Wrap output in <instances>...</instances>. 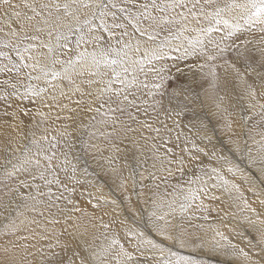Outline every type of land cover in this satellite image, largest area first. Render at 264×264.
I'll use <instances>...</instances> for the list:
<instances>
[{"label": "snow or ice", "instance_id": "1", "mask_svg": "<svg viewBox=\"0 0 264 264\" xmlns=\"http://www.w3.org/2000/svg\"><path fill=\"white\" fill-rule=\"evenodd\" d=\"M244 33H259L258 43L264 45V0H0V61H3L0 63V73L10 76V79L0 81V84L13 89L11 93L0 96V99L7 100L11 95L38 105L34 114L20 107L12 113L5 110L3 115L19 119L22 113L24 116L34 115L48 120L53 118V109H57L55 120L76 121L82 118V114L86 116L91 113L90 121L107 124L111 118L112 123H115L116 118L112 114L117 112L127 113L129 119L136 120L131 110L139 111L141 105L148 103L143 97L149 96L152 98L153 110H163L172 118L173 124L179 126L175 117L181 115V110L167 107L166 101L170 105L173 99L180 96V92L174 88L169 91L173 81L177 79L173 75V68L176 72L183 73L180 62L192 59L195 63L189 65V71L203 73L205 77L211 76L213 81L218 78V67L226 64L231 68L241 84L245 85V92L252 101L249 108L259 109V124L264 125V103L261 102L264 100V71L257 72L260 80L258 86L248 83L245 78L249 69L256 71L253 67L256 61L247 54L251 51L247 46L253 43L252 40H243V47L236 42ZM258 52L259 67L264 69V47H259ZM229 53H235L237 62L243 57V73L236 63L227 59ZM220 60L224 63H216ZM168 61L172 63L169 64ZM187 99L185 96V100ZM43 108H47L48 112L41 111ZM144 111L147 113V108ZM60 113L69 114L61 117ZM22 124L21 120L20 124L8 127L16 131ZM142 126L158 134L161 131L151 124L142 123ZM164 127L167 129V125ZM225 128L236 137L229 140L234 154L241 159L246 154L247 168H255L259 175L241 168L230 156L221 155L217 151L209 152L204 147L197 146L190 138L188 142L192 149H180L181 153L188 154L187 158L174 153L171 148L161 155L157 145L153 144L152 168L164 175L157 176L154 171H149L148 175L152 179H162L166 186L172 188V200L168 201L170 212L157 216L154 211L151 216L165 220L167 215L175 217L179 213L183 216L193 208L208 211L206 199L220 200V196L215 195L212 190L222 191L229 196L236 193L233 202H242L244 209L253 214L244 219L258 237L255 243L248 240L247 247L254 251H245L219 231L216 234L224 243L217 241L211 251L225 249L221 253L226 257L223 264H235L236 261H240V264H264V210L257 211L253 208L241 190V185L235 179H228L221 171V168H226L233 178H239L250 185L248 191L253 193L264 208V128L259 132L261 139L255 141V156L250 149L242 151L240 134L233 130L232 121H228ZM201 131L203 135L199 138L210 142L207 126L197 129V133ZM244 143L247 144V140ZM168 153L172 155L169 156ZM40 155L41 151H38L36 156ZM54 156L55 153L44 156L47 167L40 172L38 178L47 185L55 183L59 186L62 182L52 167ZM201 157L207 158L209 162L223 163L221 167H214L205 163ZM7 163L12 161L8 160ZM33 164L34 167L41 166L39 159L33 161V158L25 155L17 165H13L12 172L4 169L6 175L0 179L11 180L15 176L18 180L17 186L10 187V193H18L21 187L31 186L26 179H19L18 173L28 172L33 179H37L36 174L29 171V165ZM48 172H51V179L46 175ZM132 176L135 185V168ZM140 178L143 180L145 177L141 174ZM172 178H176L178 182L171 183ZM209 181L214 182L210 184ZM36 187V196H26L24 199L34 201L27 207L43 219L25 216L17 223L6 217L0 223V231L15 234L22 228L29 230L30 235L23 239L36 241L31 247L40 253V264H138L133 253L121 243L117 233L110 236L103 234L104 239L109 242L94 246V241L98 239L94 233L93 243L83 239L89 235L87 228L80 231L81 225L74 223L71 227L75 231H69L68 221L74 219L70 213L81 212L90 221L99 219V227L111 228L112 224L104 223L102 216L96 217L77 207L75 201L68 197L56 196L53 199L54 194L50 190L44 193L39 190L38 185ZM121 187L126 188L123 179ZM154 187L159 189L160 185L156 184ZM39 196H47L48 202L38 199ZM62 198L72 207L58 204L57 201ZM96 199L105 198L100 196ZM105 203L109 201L105 200ZM111 203L115 204L116 201L112 200ZM38 205L43 207H37ZM95 207L101 208L99 203ZM53 208L56 209L55 212L52 211ZM101 210L103 211L102 208ZM58 225L61 227L58 228ZM153 227L163 239L178 242L181 247L186 246L184 239L169 233L171 221L165 220L164 226L153 222ZM125 234L133 235L131 232ZM138 235L145 238L147 244L164 250L154 240L145 237L144 232H139ZM41 241L49 242L48 251L44 250ZM12 247L15 248L16 245L13 244ZM20 247L27 255L29 246ZM199 247L202 249L203 245ZM0 250L5 254L11 251L7 246ZM3 264L24 262L9 258ZM27 264L33 262L27 261ZM175 264H197V261L191 257H178Z\"/></svg>", "mask_w": 264, "mask_h": 264}, {"label": "bare ground", "instance_id": "2", "mask_svg": "<svg viewBox=\"0 0 264 264\" xmlns=\"http://www.w3.org/2000/svg\"><path fill=\"white\" fill-rule=\"evenodd\" d=\"M257 34L258 38L254 37V34L244 33L236 42L243 47V40L253 41L252 44L247 46L251 50L247 54L251 55L256 61L253 64L256 71L253 72L249 69L248 73L245 74V78L248 83L258 86L260 80L257 72L264 71V69L259 67L260 55L258 48L264 47V45L258 43L260 34ZM231 54L236 56L235 53H229L228 55L230 56ZM194 62L192 59L181 61L180 67L184 68L185 65L189 67ZM0 63H3V61H0ZM216 63L223 64L224 61L220 60ZM234 63L243 73L245 67L243 57L240 58L239 62L236 60ZM186 70L189 71V69ZM205 71L207 70L205 69ZM218 72L219 76L215 81H213L211 76L205 77L203 73H195L193 71L187 72V75L185 74L186 72L180 73V79L174 84V87L172 86L180 92V96L173 99L170 105L166 101L167 107H175L177 110H181V115L175 117L179 122V126L174 125L172 118H169L163 110L154 111L151 106L152 98L149 96L143 97L148 103L141 105L139 111L131 110L133 115L136 116V120L129 119L127 113L121 114L117 112L112 114L115 116L116 122L112 123L111 118H109V123L107 124H99L94 120L90 121L91 113L86 116L82 114V118L76 121L55 120L54 115L58 111L57 109H53V118L48 120H44L39 116L34 117V115L24 116L22 113L19 119H13L11 116H4V111L7 110L12 113L22 107L34 114L38 105L32 101L21 100L11 95L8 96L7 100L0 99V178L6 175L4 172L5 168L12 172L14 170L13 165H17L25 155L33 158V161L34 159H39L41 165L40 167H34V164L29 165V171L35 173L37 179H33L28 172L18 173L19 179H26L31 185L27 188L21 187L18 193L9 192L10 187H15L18 184L15 176L11 180L0 179V189L3 190L4 194L3 198H1L0 194V223L6 217L15 220L17 223H20L25 216L29 218L35 216L38 220H42L43 218L37 212H31L27 207L34 201L24 199L26 196L35 197L37 194L36 186L38 185L41 192L47 193L50 190L54 194L53 199L56 196L68 197L75 201L77 207L86 210L92 215L101 211L103 222L111 223V228L103 229L99 227L100 220L90 221V218L83 216L81 212H73L70 214L74 219L68 221L69 231H75L71 227L74 223L81 225L80 231L87 228L89 235L83 237V239L93 243L92 234L94 233L98 237L94 241V246L109 242L104 239L103 234L110 236L112 233H117L121 243L125 241L126 246L134 244L140 248V255L145 253V258L141 257L138 264H168V262L175 264L178 257H191L197 261V264H223L226 257L221 253L225 249L211 251L217 241L224 243L221 237L216 234L218 231L223 233L228 240L244 249L247 247L248 240L251 239L255 243L258 237L251 233L254 232L253 230L244 229V231H241L240 229L242 226L240 220L245 212L242 209V202H233V197L237 195L236 193L229 196L222 191L212 190L215 195L220 196V200H210L211 205L216 208L219 202L224 206L229 204L231 211L235 213V217L233 221L218 217L219 225L210 221L208 224L198 222V226L202 227L197 232L202 235V244L200 245H203V250L197 248L200 245H196L193 241L192 233L196 231H191L188 228V226L190 227V221H197V215L189 217L188 226L184 224L185 221L179 219V213H176L175 217L171 215L165 216V220L171 221V227L168 228L169 233L174 237L184 239L186 241L185 247H181L178 242L163 239L153 227V222L164 226L165 220H159L157 217L151 216V213L155 211L157 216L164 215V208L167 207L168 210V201L172 200L170 195L172 188L166 186L162 179H152L148 175L149 171L156 172L157 176L164 175L152 168L153 144L157 145L161 155L167 153V150L171 148L174 153L184 155L187 158L188 154L186 152L181 153L180 149H192V145L188 142L190 138L195 141L197 146L204 147L209 152L217 151L221 155L230 156L236 163L240 164L241 168L259 175L255 168H247L248 160L246 154L244 159L234 154L233 145L229 143V140H234L236 137L232 136L225 128L226 123L232 121L233 130L240 134L239 139L242 151L250 149L252 155L255 156L257 151L255 141L261 139L259 132L264 128V125L259 124L260 117L257 114L259 109L249 108V104L252 101H250L245 92V85L241 84L240 79L231 68H228L225 64L224 67L217 68ZM4 79H10V76L0 73V81ZM13 83H15L14 80ZM217 86L218 88L216 89ZM12 91L13 89L9 86L0 84V96ZM21 91H23V88H21ZM185 96L188 97L187 100H185ZM261 102L264 103V100ZM145 108H147V113L144 111ZM104 110H107V105H105ZM41 111L47 113L48 109L43 108ZM68 114L60 113L61 117ZM242 117H251V119H242ZM21 120L23 124L16 131L8 127L11 124H20ZM142 123L151 124L153 128H160L161 131L158 134L143 127ZM65 125L68 127H65ZM164 125H167V129H165ZM205 125L209 130L208 134L211 136L210 142L199 138L200 135H203L202 131L197 133V129H202ZM62 133L64 134L62 135ZM21 137L23 138L21 139ZM42 137H47V139H42ZM245 140H247V144L244 143ZM33 141H36V143H33ZM38 151H41V155L37 157L36 153ZM52 153H55L52 159V167L62 182L59 186L55 183L47 185L45 181L38 178L40 172L47 167V161L44 156H51ZM196 154L199 155L198 153ZM168 155L171 156L172 154L168 153ZM201 159L214 167H221L223 163L209 162L204 157H201ZM8 160H11L12 163H7ZM65 161L67 162L65 163ZM73 166H75V172H73ZM172 167H175V165ZM133 168H135V185L133 184L132 176ZM221 171L228 179H235V182L240 183L243 187H250V185L245 184L239 178H233L230 173H227L226 168H221ZM141 174L145 177L143 180L140 178ZM46 175L49 179L52 178L51 172L46 173ZM73 176L75 178L70 179ZM122 179L126 183V188L121 187ZM177 182L176 178H172L171 183L175 184ZM213 182L209 181L210 184ZM156 184L160 185L159 189L154 187ZM66 188L67 190H65ZM127 193L130 195L128 200L133 202H140L141 196H150L151 199L155 197L148 203V206L152 208H144L137 204L130 205L125 200L128 197ZM100 196L105 199L97 200L96 197ZM37 198L45 201V203L48 202L47 196H39ZM105 200L109 201V203H105ZM112 200H115L116 203L112 204ZM57 203L62 207H72L63 198L58 200ZM97 203L100 204L103 211L101 208L95 207ZM37 207H43V205H38ZM190 210L194 211V208ZM52 211L55 212L56 209L53 208ZM225 211H229L227 207H225ZM45 215H47V212ZM60 218L63 220V216ZM93 224L97 226L92 227ZM32 227L36 226L32 225ZM57 227L61 226L58 225ZM37 231L39 232L40 229H37ZM20 232L25 233L27 236L30 235V231L24 228ZM126 232H131L133 235H126ZM139 232H144L145 237L154 240L164 250L161 251L159 248L147 244L146 239L138 235ZM1 236L3 235L0 233ZM62 239H66V237H62ZM40 243L44 246V250L48 251L47 244L49 242L41 241ZM34 244H36L35 240H26L13 248V243L9 242L5 246L9 247L11 251L8 254H5L2 250L0 251L2 252L0 264H3L9 258H13L18 262L22 261V255L25 251L20 247L21 245L29 246L27 249L28 254L36 253L28 261H32L33 264H40V253L37 252L36 248L31 247ZM5 246H2V248ZM56 251L61 250L56 249ZM201 254H204V257ZM148 256L151 257L146 258ZM24 264H27V262ZM235 264H240V261H236Z\"/></svg>", "mask_w": 264, "mask_h": 264}, {"label": "rangeland", "instance_id": "3", "mask_svg": "<svg viewBox=\"0 0 264 264\" xmlns=\"http://www.w3.org/2000/svg\"><path fill=\"white\" fill-rule=\"evenodd\" d=\"M258 36V34L257 33H255L254 34V37H256V38H258L257 37ZM232 56H234V54H231L230 56L228 55L227 56V59H229L230 61H236L237 60V57L236 56H234V57H232ZM230 58H234V59H230ZM171 62L172 61H169L168 63L169 64H171ZM233 62V63H234ZM195 63V62H194ZM193 64V63H192ZM182 68V67H181ZM219 68V67H218ZM174 69V68H173ZM184 71H183V73H185L186 75L189 73V71H187L186 69H189V67H187L186 65H185V67L184 68H182ZM188 72V73H187ZM194 72V71H193ZM218 74V76H219V72L217 73ZM173 75L175 76V77H177V79L175 80V81H173V83H172V86L174 87V84H176V82L180 79V73H178V72H176L175 71V69L173 70ZM6 79V78H5ZM4 79V80H5ZM171 86V88H169V91L171 92V90H172V87ZM218 88V86L216 87V89ZM198 142H200V140H198ZM238 184H240V183H238ZM241 185V184H240ZM62 186V185H61ZM63 187V186H62ZM241 190L244 192V195L248 198V202L251 204V206L253 207V208H256L257 209V211H262V210H264V208H262V206L259 204V201L256 199V197L253 195V193H250V191H248V186H242L241 185ZM0 194H1V198H3L4 197V194H3V190L2 189H0ZM127 199H125L126 201H128L129 202V204L130 205H133V204H137V205H139V206H142V207H144V208H152V207H149L148 206V203H150V200H152V199H154V198H152L151 199V197L150 196H141L140 197V202H137V201H135V202H133V201H129L128 200V198L130 197V195L127 193ZM157 197V196H156ZM205 204L207 205V207H208V211H199V210H196V209H194V211H191V210H189L187 213H185L183 216H181L180 214H179V219H181V220H183V221H185L184 222V224L186 225V226H188V223H189V217L191 216H195V215H197V221H190V227L188 226V228L191 230V231H196L195 233H192V235H193V241L195 242V244L196 245H200V244H202V239H201V234L199 233V232H197V231H199V228H202V227H200V226H198V222H204V223H206V224H208L209 223V221L210 222H215V224H217V225H219L220 223H219V221H218V217L219 218H224V219H226V220H229V221H233L234 220V215H233V211H231V208H230V205L229 204H227V206H224V205H222L220 202L217 204V206H216V208H215V206H213V205H211V201L210 200H205ZM225 207H227L228 208V212H226L225 211ZM242 209H243V211L245 212V214L244 215H242V217H241V220H240V222H241V224H242V226H241V231H244V229H250V230H252L251 228H250V226L249 225H247V223H246V221H245V217H248V216H252L253 214L251 213V212H249V211H247V210H245L244 209V207H242ZM164 211H165V213H168V212H170V210L168 209L167 210V207H165L164 208ZM95 216L96 217H101L102 216V214H101V211H99L97 214H95ZM205 217H207V218H205ZM85 219H86V217H85ZM97 220H99V219H97ZM97 220H95V221H97ZM0 233L3 235V236H1L0 237V249H2V246H5V245H7L9 242L12 244H15L16 245V247L18 246V245H20V244H22V242L23 241H26L25 239H23V237H26L27 235L25 234V233H23V232H16L15 234H12V233H7V234H5L4 232H2V231H0ZM253 235H256V233L255 232H251ZM247 235H249V234H247ZM123 244H124V246L129 250V251H131L132 253H133V255H134V257H135V259H136V261L137 262H139V259L141 258V257H144V255H145V253H142V255H140L141 254V251H140V248H138V247H136L134 244H130V245H125V241L123 242ZM197 248H199V249H201L200 247H197ZM246 249V251H254V250H250L248 247H246L245 248ZM202 250H203V248H202ZM1 251V250H0ZM200 254V253H199ZM0 255H2V252H0ZM166 255V254H165ZM203 257H204V254H201ZM22 261L25 263V262H27L28 261V259L30 258V257H32V254H27V255H25V253L22 255ZM149 257H151V256H148V257H146V258H149ZM145 258V257H144Z\"/></svg>", "mask_w": 264, "mask_h": 264}]
</instances>
